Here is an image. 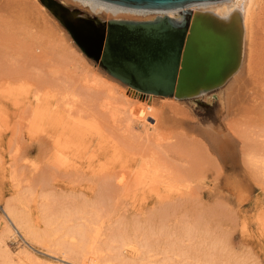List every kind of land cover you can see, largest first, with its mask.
Segmentation results:
<instances>
[{"label": "rangeland", "instance_id": "374dc122", "mask_svg": "<svg viewBox=\"0 0 264 264\" xmlns=\"http://www.w3.org/2000/svg\"><path fill=\"white\" fill-rule=\"evenodd\" d=\"M19 1L45 20L0 0V264H81L85 231L99 232L93 264H264V14L244 42L255 91L229 114V82L210 105L131 97L38 0Z\"/></svg>", "mask_w": 264, "mask_h": 264}, {"label": "water", "instance_id": "95a60500", "mask_svg": "<svg viewBox=\"0 0 264 264\" xmlns=\"http://www.w3.org/2000/svg\"><path fill=\"white\" fill-rule=\"evenodd\" d=\"M38 1L88 59L149 102L206 97L210 105L242 64L239 9L193 10L226 0H95L161 14L141 20H104L56 0Z\"/></svg>", "mask_w": 264, "mask_h": 264}, {"label": "bare ground", "instance_id": "6f19581e", "mask_svg": "<svg viewBox=\"0 0 264 264\" xmlns=\"http://www.w3.org/2000/svg\"><path fill=\"white\" fill-rule=\"evenodd\" d=\"M6 1H7L6 6L11 8V11L16 16H18L19 19L27 22L31 26L32 25L33 26H37V27L44 26L45 18L43 20V17L38 12L37 7L35 6V4H29V3L25 2V1H19V0H6ZM65 2L71 3L68 0H65ZM75 2H77V1H75ZM79 2H80V4H77V3H73V4L78 5V6H82L85 10L89 11L90 13H93L94 15H100L102 17H107V18H109V17H111L113 15H115L116 17H124V14H123V16L118 15V13L117 14L116 13L111 14V13L108 12L110 10L112 12H114L116 10V11H119V12H122V13H128V15L125 14L126 16H130V15H135V16L140 15V16H142V15H147V14H160V13H150V12H139V11L127 10V9H123V8L114 7V6H111V5H108V4H104V3H101V2H98V1H95V0H79ZM210 4H221L220 6L212 7V11H214V12L221 11V10H223V8L225 10L227 9L228 11H233L237 7L239 9V12H240L241 16H242V21H243V26H244V42L246 40V34H247L248 41L250 43V48H252L254 45H256L255 42H256V39H257L256 36L258 35L257 34L258 33L257 32V27L259 26V18L264 14V0H233V1L232 0H226V1H223V2L210 3ZM203 5H209V4H203ZM203 5H198V6H194V7H199V6H203ZM244 55L245 54H243V59H244ZM251 57L252 56L249 55V58H251ZM243 59H242L241 67L238 70V72L228 81L229 83L227 82L228 85H227V87H226V89L224 91L225 94H226V97L220 99V104L222 105V109H225L226 112L229 113V114L232 113V109L234 108V106L236 104H237L236 105V108H237L240 105L239 103H241L242 101L244 102V100L247 99V95H249L250 92L255 91L254 90V86H252V84H250L251 82L248 80V76L250 75V71L252 69L250 67L253 65V63H252V61H251L252 64L249 63L248 61L251 60V59H249L247 61L248 64H246V66H244ZM249 64H251V65H249ZM129 89L131 90L130 91L131 97L134 96V97L137 98L139 96V97L142 98V94L136 92L135 90H133L131 88H129ZM152 97H156V96H152ZM152 97H151V100H153ZM242 98H243V100H241ZM134 102H136V101H134ZM142 105H147V102H143ZM238 108H239V110L242 109V105H240ZM233 113H234V110H233ZM228 115H226V116H228ZM119 185H121V186H125L126 185L125 178L122 177L120 179ZM4 214L7 217V219L9 220V223L17 231L21 232L23 235L26 236V235H36L37 234L36 232H35L36 233L35 234L33 231L28 230L27 224H25V222H24V218L21 217L20 213H18L11 206H6L4 208ZM7 226L10 227V225H7ZM97 231H99V230H97ZM98 233H97V235L96 234L95 235L91 234V232H89V231L88 232L85 231V232H82V233H78V238L82 242L81 243L82 244V249L81 250L84 252L85 255L89 256V257L84 256V258L87 257V261H84L81 264H93V262L96 261L99 249L96 252V249L94 247V243H95V240L98 238L97 237ZM127 246L128 245L124 244L123 247H127ZM69 247H71V246H69ZM72 248L73 247H71L70 250ZM71 252H73V251H71ZM130 252H131V250H130ZM209 264H210V261H209ZM211 264H212V262H211Z\"/></svg>", "mask_w": 264, "mask_h": 264}]
</instances>
